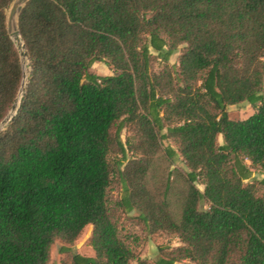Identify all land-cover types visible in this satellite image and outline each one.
I'll list each match as a JSON object with an SVG mask.
<instances>
[{
    "label": "trees",
    "instance_id": "16d2710c",
    "mask_svg": "<svg viewBox=\"0 0 264 264\" xmlns=\"http://www.w3.org/2000/svg\"><path fill=\"white\" fill-rule=\"evenodd\" d=\"M13 1L0 0V122L24 78ZM17 24L29 71L0 132V264H49L87 226L94 255L71 264H152L122 220L133 211L181 242L154 264H264V0H28ZM242 102L255 111L231 119ZM178 157L186 170L170 169Z\"/></svg>",
    "mask_w": 264,
    "mask_h": 264
},
{
    "label": "rangeland",
    "instance_id": "374dc122",
    "mask_svg": "<svg viewBox=\"0 0 264 264\" xmlns=\"http://www.w3.org/2000/svg\"><path fill=\"white\" fill-rule=\"evenodd\" d=\"M11 7V6H10ZM10 9V8H9ZM9 9L7 11V15L9 13ZM15 43V42H14ZM15 46L18 50V47L15 43ZM179 50L172 54L170 57L169 63L171 64H177L178 63V56H179ZM19 52V50H18ZM20 55V53H19ZM28 59L24 57L23 59V72L25 73V80L27 81L28 77ZM163 66V62L156 60L155 68L158 70ZM91 71L98 75H109L112 73L111 69L103 62H96L93 64ZM264 94V90H263ZM254 108L248 104L247 102H242L235 105H229L227 107V113L228 116L231 119H242L246 118L249 115H251L254 112ZM127 137H130L129 132L124 129L122 131V140L125 142ZM218 142L221 144L223 143L221 136L218 137ZM170 144L174 147V145L170 142ZM120 157V156H119ZM114 157H112L113 159ZM114 160V159H113ZM167 161L165 162V158L161 155L159 156V159L156 162L155 166V172L153 177L150 178V182L154 184L157 180H159V177L163 174L161 172L160 166H165ZM247 164H249V161H246ZM174 167L180 168V170L184 171L186 170L181 158L178 157V159L175 161V163L170 167L171 170H173ZM263 177V174H261L258 171H254L252 177L245 181V183H252L255 181L260 180ZM172 180V186L174 192H171L170 194V203L171 208L173 211L174 216H177L178 213V205L176 204V195L178 194L179 190L181 189V185L179 183V179L177 177V174L174 173L171 177ZM200 189H202V186H199ZM120 193V184H116L115 188L112 191L113 197H117ZM207 205H204V208ZM136 213L130 212L129 214H123L122 220L127 228L133 229L139 236H140V242L137 247V251L141 258L146 259L148 262L154 264V261L161 255V248H171L181 245V242L177 237L174 236H167L166 234L158 233V234H148V232L143 228L141 224L138 223V220L133 218ZM91 234V226H87L79 238L74 242L73 245L70 246L71 253H78L84 256H93L94 252L92 247L89 244V237ZM63 242L60 240H55L50 251V261L49 264H71L70 262V255L71 253H64L60 251V248L63 246ZM134 264V263H132ZM179 264H188V262L184 261Z\"/></svg>",
    "mask_w": 264,
    "mask_h": 264
},
{
    "label": "water",
    "instance_id": "95a60500",
    "mask_svg": "<svg viewBox=\"0 0 264 264\" xmlns=\"http://www.w3.org/2000/svg\"><path fill=\"white\" fill-rule=\"evenodd\" d=\"M28 0H14L10 9L9 13L7 15V31L10 36V38L16 43L19 53H20V62L21 66L23 67V59L24 57L27 58V53L24 48V43L21 39L19 30H18V24H17V19L18 16L24 7V5L27 3ZM24 78L22 80L18 95H17V100L9 110L8 114L4 117V119L0 122V132L5 128V126L8 124V122L12 119V117L15 115L19 104L21 102L23 93L25 91L27 81L25 80V73L23 72Z\"/></svg>",
    "mask_w": 264,
    "mask_h": 264
}]
</instances>
